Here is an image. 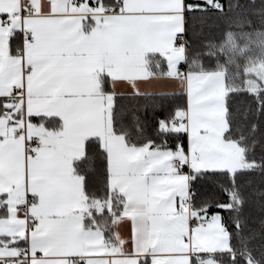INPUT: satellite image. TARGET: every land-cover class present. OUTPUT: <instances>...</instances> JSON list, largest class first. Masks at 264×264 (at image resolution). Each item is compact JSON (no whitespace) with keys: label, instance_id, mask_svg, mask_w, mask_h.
I'll use <instances>...</instances> for the list:
<instances>
[{"label":"snow or ice","instance_id":"snow-or-ice-1","mask_svg":"<svg viewBox=\"0 0 264 264\" xmlns=\"http://www.w3.org/2000/svg\"><path fill=\"white\" fill-rule=\"evenodd\" d=\"M254 177L264 0H0V264H264Z\"/></svg>","mask_w":264,"mask_h":264},{"label":"trees","instance_id":"trees-1","mask_svg":"<svg viewBox=\"0 0 264 264\" xmlns=\"http://www.w3.org/2000/svg\"><path fill=\"white\" fill-rule=\"evenodd\" d=\"M150 101H154L155 102V114L158 117H163L165 115V112L167 109H169L171 107L172 104L174 103H179L180 100L177 97H173L171 95L168 96H154L151 97L150 100H145L143 98H141L140 100V104H148L149 107L147 108V120H148V126H147V133L149 135L152 134L153 131V127H154V120L152 119V111H153V105ZM261 151L260 147L257 148V153L259 154ZM242 179H248L247 177L242 178ZM254 184H256L257 186H264L261 184V181L259 179V177H254ZM198 188L201 189V191L203 192L204 189L207 187L206 185H197ZM223 198V197H222Z\"/></svg>","mask_w":264,"mask_h":264},{"label":"crops","instance_id":"crops-1","mask_svg":"<svg viewBox=\"0 0 264 264\" xmlns=\"http://www.w3.org/2000/svg\"><path fill=\"white\" fill-rule=\"evenodd\" d=\"M141 90L150 93H172L176 91L172 82L167 80H153L149 83L142 84Z\"/></svg>","mask_w":264,"mask_h":264}]
</instances>
